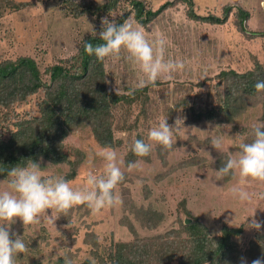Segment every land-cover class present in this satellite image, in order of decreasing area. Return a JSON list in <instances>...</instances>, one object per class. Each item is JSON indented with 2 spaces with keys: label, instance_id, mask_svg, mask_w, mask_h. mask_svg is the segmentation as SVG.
<instances>
[{
  "label": "rangeland",
  "instance_id": "1",
  "mask_svg": "<svg viewBox=\"0 0 264 264\" xmlns=\"http://www.w3.org/2000/svg\"><path fill=\"white\" fill-rule=\"evenodd\" d=\"M75 3L109 0H73ZM147 8L158 9L166 1L173 5L165 9L148 25L143 26L130 13L128 21L141 28L152 40L162 34L167 40V56L180 58L185 68L170 79L161 78L152 84L150 99L145 106L139 101L133 105H121L113 110L115 139L111 146L117 152L118 162L124 172V180L116 193L121 203L92 215L86 205L69 210L67 216L53 217L45 213L40 222L24 228L21 221L8 224L9 231L23 236L27 250L16 257V264H37L46 259L55 264L63 254L74 263L91 260L97 263L104 257L109 262L111 252L119 241H130L135 235L147 237L178 227L180 219L187 220L185 209L204 222L213 235L221 233L224 224L243 226L237 241L243 249L250 242L264 248V228L249 230L247 224L252 215L264 221V201L241 204L232 198L230 189L239 185V178H217L216 162L238 150L240 142H251L253 125L261 120V98L245 101L244 110L228 121L217 116L214 119L194 121L190 110L217 105V75L224 69L239 72L254 69L256 61L264 65V0H193L194 8L201 15L223 16L224 6L232 5V12L224 24H213L193 19L189 5L184 0H142ZM239 7L249 11L244 20L246 30L239 27L236 12ZM131 11L130 0H120L109 13H85L76 15L67 0H0V62L21 55L34 57L44 71L48 66L76 55L89 35L101 31V19L105 16L116 22L125 12ZM105 80L108 89L129 93L143 78L121 53L116 60L106 59ZM198 83H201L199 85ZM44 93L39 92L27 101L10 106L0 105V138L9 139L20 118L39 116V103ZM161 118L175 126L173 147L164 150L154 144L151 153L140 160L138 168L128 171L132 159L131 145L141 136L147 142V133L157 126ZM213 137H221L223 151L210 145ZM103 148L89 126L75 127L64 140V150L72 161H81L76 176L70 180L74 189L86 185L89 173L99 175L103 160L96 155ZM43 175L64 177L71 166L53 164L42 160ZM243 187L249 192L264 191V184L248 180ZM6 178L0 177V191L6 190ZM151 207L164 214L156 229H148L138 221L134 209ZM190 218V217H189ZM14 238V237H13ZM63 259V258H62ZM248 264L253 259L247 258ZM173 264H178L174 262Z\"/></svg>",
  "mask_w": 264,
  "mask_h": 264
},
{
  "label": "trees",
  "instance_id": "2",
  "mask_svg": "<svg viewBox=\"0 0 264 264\" xmlns=\"http://www.w3.org/2000/svg\"><path fill=\"white\" fill-rule=\"evenodd\" d=\"M67 1L76 15L109 13L120 2L109 0L106 3L91 1L80 4L73 0ZM184 1L189 5L188 13L193 19L213 24L226 23L232 12V5H225L222 17L201 15L195 11L193 0ZM130 4L131 11L122 14L117 23L125 22L130 13H134L137 21L146 26L172 6L173 1H166L156 10L147 8L142 0H130ZM249 15V11L242 7L236 12L242 31L246 30L244 20ZM86 41L94 47L103 43L99 35H89L76 55L52 64L44 71L38 61L29 55L0 62L1 106L21 103L39 92L44 93L39 103L40 115L20 118L9 139L0 138V177L6 178L10 167L18 164L25 166L28 160L38 163L47 160L53 164H69L71 169L64 178L72 180L81 161H72L64 150L63 142L68 134L75 127L89 126L101 146L111 147L117 143L113 110L121 105H133L137 101L145 106L149 101L152 84L129 93L117 94L108 89L105 62L85 52ZM217 79V105L196 108L191 104L194 121L210 120L217 116L232 121L244 110L246 100L257 97L261 98V120L264 121V92H257L255 88L257 82L264 81V65L261 62L256 61L254 69L245 72L221 70ZM137 139H141V136ZM130 153L132 159L129 162L138 158ZM223 162L222 158L217 160L218 168ZM185 211L190 218L180 219L178 227L147 237L139 236L130 224L135 237L130 241L116 243L109 262L102 257L94 264H240L241 256L255 259L264 254V248L255 241L250 242L248 249L240 246L237 237L243 232L242 225L231 227L224 224L221 233L213 235L204 222L188 209ZM134 213L142 226L148 229H156L164 219L163 213L151 207L141 206L134 209ZM55 264H64V261L61 258ZM74 264L93 262L86 260Z\"/></svg>",
  "mask_w": 264,
  "mask_h": 264
},
{
  "label": "clouds",
  "instance_id": "3",
  "mask_svg": "<svg viewBox=\"0 0 264 264\" xmlns=\"http://www.w3.org/2000/svg\"><path fill=\"white\" fill-rule=\"evenodd\" d=\"M98 35L103 43L94 47L86 41L85 52L101 62L106 59L116 60L122 52L126 53L128 61L143 76L135 85L136 88L155 84L161 78L170 79L173 74L185 68L182 59L167 56L168 42L162 34L149 40L141 28L128 20L117 23L105 16L101 19ZM255 88L257 92H264V81L257 82ZM116 92L119 94L118 88ZM181 121V118H177L173 126L168 123V119L161 118L157 126L148 130L147 142L144 139L133 141L131 152L136 157H146L154 144L164 150H171L174 130H179ZM210 145L220 153L223 151L221 137H213ZM237 147L238 150L229 155L216 171L217 178H239L240 186L231 187L230 195L241 204H250L254 200L264 201V191L249 192L243 187L248 180L264 184V124L253 125L251 142H240ZM96 155L104 162L103 171L99 175L89 173L86 185L79 189H74L71 182L62 176L43 175L40 163L33 160H28L25 166L18 164L7 170V188L0 191V264H16L17 255L27 250L23 236L11 233L8 224L19 220L26 228L39 223L45 213L53 217L58 214L67 216L69 210L78 205H86L92 215H97L121 203L116 189L125 178L120 167L122 161L118 162L117 152L111 147L99 149ZM140 163V160L129 162L128 171L138 168ZM250 217L252 219L247 224L249 230L260 231L264 228V221L256 219L255 214ZM62 258L64 264H74V260L67 254H63ZM42 264H47L46 259ZM240 264H248L247 258L241 256ZM251 264H264V254L253 259Z\"/></svg>",
  "mask_w": 264,
  "mask_h": 264
}]
</instances>
